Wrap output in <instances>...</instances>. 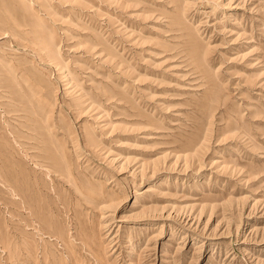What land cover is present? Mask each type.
<instances>
[{
  "label": "rangeland",
  "instance_id": "1",
  "mask_svg": "<svg viewBox=\"0 0 264 264\" xmlns=\"http://www.w3.org/2000/svg\"><path fill=\"white\" fill-rule=\"evenodd\" d=\"M0 264H264V0H0Z\"/></svg>",
  "mask_w": 264,
  "mask_h": 264
}]
</instances>
